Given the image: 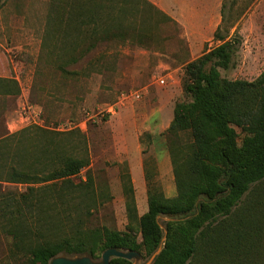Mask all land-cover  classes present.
<instances>
[{
	"label": "trees",
	"instance_id": "trees-1",
	"mask_svg": "<svg viewBox=\"0 0 264 264\" xmlns=\"http://www.w3.org/2000/svg\"><path fill=\"white\" fill-rule=\"evenodd\" d=\"M139 1L168 17L149 0L62 3L69 7L66 17L49 15L45 30L46 42L60 29L67 41L61 43L66 59L60 67L77 62L99 42L145 37L133 32ZM231 27L219 25L214 37L221 43L185 65L182 88L189 99L175 103L164 133L176 194L167 196L146 172L148 209L140 214L127 175L123 230L89 223L98 198L90 173L75 180L90 164L80 129L68 132L84 145L78 153L56 137L29 155L23 147L27 129L0 137V184H27L24 192L0 194V229L11 237L0 264H51L58 255L101 259L108 248L137 252L145 261L158 252L151 264H264L253 237L264 221V70L253 81L222 76L240 43L236 34L230 36ZM21 92L14 76H0V97ZM33 210L37 230L27 222ZM109 264L133 260L112 257Z\"/></svg>",
	"mask_w": 264,
	"mask_h": 264
},
{
	"label": "rangeland",
	"instance_id": "rangeland-1",
	"mask_svg": "<svg viewBox=\"0 0 264 264\" xmlns=\"http://www.w3.org/2000/svg\"><path fill=\"white\" fill-rule=\"evenodd\" d=\"M65 1L0 0V76H14L22 88L19 96L0 97V137L27 129L23 147L29 155L56 137L78 153L84 145L68 132L80 129L87 137L90 164L75 180L90 173L98 198L89 223L123 230L127 175L133 179L139 213L148 209L146 172L167 196L177 192L164 134L170 117L151 107L160 95L170 103L189 99L182 88L185 65L221 43L214 37L221 24H232L230 36L240 39L233 66L221 69L222 76L255 80L264 70V0H149L169 18L139 1L133 32L145 37L99 42L61 68L66 59L61 43L67 42L62 29L53 30L56 39L49 43L45 30L49 15L66 17ZM26 189L24 183L0 184V194ZM33 212L27 222L37 230ZM10 243L0 229L1 260ZM133 262L149 260L140 256Z\"/></svg>",
	"mask_w": 264,
	"mask_h": 264
},
{
	"label": "water",
	"instance_id": "water-1",
	"mask_svg": "<svg viewBox=\"0 0 264 264\" xmlns=\"http://www.w3.org/2000/svg\"><path fill=\"white\" fill-rule=\"evenodd\" d=\"M156 254H154L149 259L148 264H151ZM112 257H124L135 261V259L139 258L140 255L139 253L134 251H123L116 248H108L103 252L100 260H95L88 255L73 257L66 255H58L51 260V264H109Z\"/></svg>",
	"mask_w": 264,
	"mask_h": 264
},
{
	"label": "crops",
	"instance_id": "crops-1",
	"mask_svg": "<svg viewBox=\"0 0 264 264\" xmlns=\"http://www.w3.org/2000/svg\"><path fill=\"white\" fill-rule=\"evenodd\" d=\"M165 96L166 95H160V97L158 98V100L151 107V110L150 111H155V114H157V115L161 111H168V115L170 117L169 124L166 125V127H168L170 125L171 120L173 119V111H174V105H175V103L166 102L165 101V98H164ZM132 181H133V179H132ZM140 214H142V213H140ZM258 225H259V229L260 230H258V232L255 233L253 237L255 239H258L259 244H260V249L257 251L258 254L260 255V257H264V255H263L264 254V221H260L258 223Z\"/></svg>",
	"mask_w": 264,
	"mask_h": 264
},
{
	"label": "built area",
	"instance_id": "built-area-1",
	"mask_svg": "<svg viewBox=\"0 0 264 264\" xmlns=\"http://www.w3.org/2000/svg\"><path fill=\"white\" fill-rule=\"evenodd\" d=\"M159 82H160V83H164L165 80H164L163 78H160V79H159ZM136 96L139 97V96H140L139 93H137ZM109 110L112 111V109H109Z\"/></svg>",
	"mask_w": 264,
	"mask_h": 264
}]
</instances>
